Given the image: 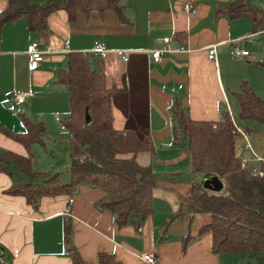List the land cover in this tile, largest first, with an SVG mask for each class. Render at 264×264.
<instances>
[{
  "label": "crops",
  "instance_id": "obj_1",
  "mask_svg": "<svg viewBox=\"0 0 264 264\" xmlns=\"http://www.w3.org/2000/svg\"><path fill=\"white\" fill-rule=\"evenodd\" d=\"M230 1L121 0L123 20L114 10L79 12L73 19L58 10L47 17L48 28L43 31L28 29L24 18L3 25L1 126L21 132L24 119L40 123L47 130L46 144L55 142L68 149L62 120L69 114V92L56 80V71L66 68L68 53L88 52L90 67L102 71L108 85L120 88L113 95L115 128L149 133L155 149L152 155L139 156L142 164L151 165L154 180L153 211L137 226L114 223L112 213L97 205L105 194L98 186L80 184L72 194L43 197L34 207L24 196L7 191L25 176L0 171L3 264H72L64 240L66 223L70 244L88 263H95L102 251L113 254L120 264H151L143 253L155 257L153 264H258L246 254L213 253L211 233L200 232L210 215L191 214L180 206L190 192V153L185 141H173L175 103L194 120H216L225 109L244 134L242 159L249 168L264 165V123L240 120L236 95L246 83L264 99V30L252 32L249 17L228 18L217 12ZM185 2L192 4L193 12L184 11ZM250 2L264 10V0ZM6 4L0 0V9ZM179 32H184L183 38ZM31 42L43 50V60L34 70L27 54ZM100 46L104 51L92 54ZM165 46L172 51L155 61L151 52ZM213 46L215 56L210 59L208 50ZM235 47L248 54L237 55ZM117 51L128 59L124 61ZM15 92L25 95L23 102L14 101ZM35 146L40 145L28 150L0 132V148L31 156L38 170Z\"/></svg>",
  "mask_w": 264,
  "mask_h": 264
},
{
  "label": "trees",
  "instance_id": "obj_2",
  "mask_svg": "<svg viewBox=\"0 0 264 264\" xmlns=\"http://www.w3.org/2000/svg\"><path fill=\"white\" fill-rule=\"evenodd\" d=\"M124 8L121 0H7L0 9V33L4 24L19 18H24L32 31L46 30L47 17L58 10L66 11L69 19L79 12L114 10L123 20ZM217 12L228 18L249 17L252 32L264 30V10L250 0H232L220 5ZM177 36H184V32ZM89 58L88 52H70L66 68L56 71V80L69 92V114L62 120L68 134L69 179L61 180V172L50 175L39 171L33 167L31 156L1 148L0 171L25 176V180L13 182L7 191L24 196L34 207L43 197L72 194L80 184L98 186L105 194L97 205L112 213L114 223L118 227L130 222L137 226L153 211L152 167L142 164L139 156L152 155L154 144L149 133L139 135L133 130L115 128L113 95L120 88L108 85L105 74L90 67ZM261 64L264 66V62ZM236 95L238 118L264 123V99L246 83H242ZM171 111L176 123L173 141L186 142L191 163L190 192L180 206L191 214L210 215V221L200 232L211 233L213 253L246 254L264 264V165L260 176H253L249 168L242 166V135L236 127L237 120L235 124L225 109L216 120L191 119L177 103ZM24 124L21 132L0 125V132L28 150L33 144L44 147V125L28 119H24ZM204 176H217L223 183L221 190L204 188ZM64 231L72 264H120L113 254L102 251L95 263L86 262L69 242L68 223Z\"/></svg>",
  "mask_w": 264,
  "mask_h": 264
},
{
  "label": "built area",
  "instance_id": "obj_3",
  "mask_svg": "<svg viewBox=\"0 0 264 264\" xmlns=\"http://www.w3.org/2000/svg\"><path fill=\"white\" fill-rule=\"evenodd\" d=\"M183 9L185 12H193L194 11V8L192 6V4L190 2H185L184 5H183ZM163 41L165 43H168L169 42V38L168 37H165L163 39ZM67 42V41H65ZM179 50L181 51H186V47L184 46H180L179 47ZM101 51H104V48L102 46H100L97 50H94L92 51V54H97ZM172 51L171 48H169L168 46H165L163 49L161 50H153L151 52V55H152V58L155 60V61H159L160 58H161V55L163 52H170ZM235 53L237 55L239 54H242V55H247L248 54V51L247 50H241L237 47H235ZM27 54H28V63H29V68L31 70H34L36 69L40 63L42 62L43 60V50H41L39 48V45L37 42H31L28 46H27ZM117 54L124 60L126 61L128 58L125 54V52L123 51H117ZM215 56V50H214V46L211 47L209 50H208V57L210 59L214 58ZM24 98H25V95L23 93H19V92H15L13 93V99L16 103H21L24 101ZM241 134L244 136V134L241 132ZM242 166L243 167H247V160L246 159H242ZM249 170L251 171L252 175L253 176H260V175H263V170L261 168V166H255V167H251L249 168ZM205 179V178H204ZM203 179V180H204ZM72 202V199L69 200V204ZM142 258L144 260H146L147 262L153 264L155 263L156 259L155 257L152 255V254H149V253H143L142 254ZM0 264H3V262L0 260Z\"/></svg>",
  "mask_w": 264,
  "mask_h": 264
},
{
  "label": "rangeland",
  "instance_id": "obj_4",
  "mask_svg": "<svg viewBox=\"0 0 264 264\" xmlns=\"http://www.w3.org/2000/svg\"><path fill=\"white\" fill-rule=\"evenodd\" d=\"M34 156L37 159L36 165L39 171L47 172L50 175L61 172V180L69 179L68 167L70 158L69 150L65 146L55 142H48L47 144L45 143L44 147L39 146Z\"/></svg>",
  "mask_w": 264,
  "mask_h": 264
},
{
  "label": "water",
  "instance_id": "obj_5",
  "mask_svg": "<svg viewBox=\"0 0 264 264\" xmlns=\"http://www.w3.org/2000/svg\"><path fill=\"white\" fill-rule=\"evenodd\" d=\"M89 115L86 114V121H89ZM203 187L212 191L221 190L223 183L217 176H211L205 178L203 181Z\"/></svg>",
  "mask_w": 264,
  "mask_h": 264
}]
</instances>
